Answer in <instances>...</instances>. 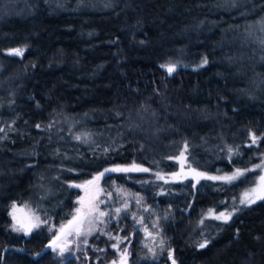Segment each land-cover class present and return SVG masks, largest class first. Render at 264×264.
Segmentation results:
<instances>
[{"label": "trees", "instance_id": "1", "mask_svg": "<svg viewBox=\"0 0 264 264\" xmlns=\"http://www.w3.org/2000/svg\"><path fill=\"white\" fill-rule=\"evenodd\" d=\"M238 1L0 0V264L58 263L42 226L29 237L12 230L14 203L31 201L57 223L76 203L69 185L129 163L173 170L185 142L186 161L205 173L257 163L264 39L242 29L264 13V0ZM16 48L22 56L7 54ZM166 63L177 66L171 75ZM249 132L262 139L252 145ZM252 177L160 187L108 173L106 184L144 196L145 222L159 215L165 244L154 260L121 216L129 264H172L168 250L176 264H264V200L228 223L192 229L204 210L230 207Z\"/></svg>", "mask_w": 264, "mask_h": 264}, {"label": "rangeland", "instance_id": "2", "mask_svg": "<svg viewBox=\"0 0 264 264\" xmlns=\"http://www.w3.org/2000/svg\"><path fill=\"white\" fill-rule=\"evenodd\" d=\"M238 1V0H236ZM239 2V1H238ZM232 3L230 2L229 5H231ZM6 13V12H5ZM242 35L244 37H247L249 35H259L260 38L263 37L264 39V13H262L261 15H259L254 21L253 23H249V24H245L244 28L242 29ZM179 158V159H177ZM175 168L173 170H169V171H165V172H159V173H155L153 174L152 172H139V171H132V172H123L127 175L128 178L130 177H134L136 178V180L133 181H141V177L145 176L146 178H148L147 182L151 183V184H155V186L159 185L160 187H162L165 184H169L171 185L172 183H176V182H181L185 179H188L192 182V184H195L196 181L194 179H192V173L189 171V169H195L198 172H202L194 167H192L190 164H188V162L186 161V156L185 157H180V154H178L175 159ZM133 163H129V164H125V165H119L116 167H129L131 166ZM183 164V171L181 169V165ZM138 167H142L141 165L136 164ZM257 165H261L260 168H256ZM115 167V168H116ZM255 168V171H250L253 172V177L251 179V181L243 186L242 188L239 189V191L237 192V194H235L233 197L230 198L229 200V206L227 208H220V209H214V208H209L206 209L202 212L201 216H200V221L197 222V224H195V226L192 227L193 230L196 229L197 226L201 227V221H203V224L206 225V227H209L211 223L213 222H222L221 220H216L213 219L211 217H208L209 211L211 210L213 215H218L220 212H229L232 211L234 207H241L243 205H241L239 202L240 200L244 197L245 192H250V190L254 187H258L259 186V177L261 175H264V152L262 154L259 155V160L257 161V163L250 165L247 169H253ZM236 171V170H235ZM235 171L232 172H217V173H205L208 176H213V177H224V176H229L232 175ZM103 172V171H102ZM101 173V172H99ZM99 173L94 174L88 178H85L83 180H81L80 182H77V185H85L87 181L93 180L94 177H96L97 175H99ZM110 172L105 173L104 176H102L100 178V180L98 181V188L94 189L93 191H99V189H103V192L99 193V199L103 200L104 203L100 204V208L102 210L111 212L113 216H115V209L116 208H121V214H120V218L119 219H112L111 223L108 225L106 231H111L112 235H119L121 237H127L125 235V224L124 222H121V216L126 214L128 216V218L130 219V223H132L134 225L135 228L139 229V232L141 234V240L139 241V245L142 249H144L149 255L148 258H151V254L148 252V248L145 247V245H148L149 247L154 248L155 253H156V258L158 257V255L160 254L159 252L162 250V248L160 247V241L164 239L162 238V236L160 235V231H161V227L156 223V220L159 219V215L158 212L155 210L153 211V216L151 217L150 220H148L147 222H145L143 214L141 212V207L139 206V204H142L144 201V196L143 195H136L134 194L133 190H124L122 187H117L111 184H106L107 182L105 181L107 174ZM122 173V172H121ZM175 174H179L174 176ZM132 174H136V175H132ZM141 174H145L143 176H141ZM158 175L160 177H163V179H158ZM131 179V178H130ZM150 179V181H149ZM167 181V182H165ZM215 182H219L222 183L223 181L221 180H212ZM224 183V182H223ZM225 184H227L225 182ZM75 191H76V197H75V205L74 207L71 209L70 214L62 221H59L57 223H54L52 221H49L47 219H49V217L51 215H48V213L41 211V208L39 207V205L35 204V203H31V201L29 202V204L31 205V207H26L28 209V211L36 216L40 215L42 217H40L41 219V225L43 227L42 231L40 233H42V235L46 238V242H49L50 240H52L55 235L58 233V229L60 228V226L62 224H66L69 220L72 219V217L76 214L75 210L79 207H81V205L79 203H77L78 200H80L81 197H85L86 193L89 192L88 190H86V188H78L75 187ZM157 193V191H155ZM109 193H111V198L109 197ZM125 204H126V210H125ZM18 205V204H16ZM20 205V204H19ZM28 206V205H27ZM148 206H146L143 203V207L142 208H147ZM150 209V208H148ZM40 211L41 214H38V211ZM152 212V209H150ZM140 211V212H139ZM11 212H12V207H11ZM208 217V218H206ZM12 218V217H11ZM107 219V217L105 218ZM46 221V223H45ZM139 221V222H138ZM153 224L156 225L155 228H153ZM98 227H104V225H98ZM47 229V230H46ZM122 229V230H121ZM36 230V228H35ZM34 230V232H36ZM88 241H89V246L85 247L82 243L78 244L77 243V238L75 237V235L73 236H69L67 238V244H68V251L65 252V254L63 256H61L59 254V249L57 248L56 251H53L52 248H50V250L54 253V255L57 258L58 263L57 264H64L68 259L72 258L76 261V263L79 264H111V262L114 259H118V255L117 252L115 250H113L111 248V245L116 243L115 240H109L108 237L106 235L101 236L99 235V233H95L92 236L88 237ZM204 241V240H203ZM201 241V242H203ZM59 243H64V241H61ZM165 244V242H164ZM127 247L129 249V239L125 240V242L123 244L120 245V248H124ZM95 249H104V251H96ZM108 252H111L112 256L108 257L109 255H107ZM85 253L87 254V257H85ZM106 257L108 259H106ZM129 257V256H128ZM155 258V259H156ZM128 264H129V259H128Z\"/></svg>", "mask_w": 264, "mask_h": 264}, {"label": "snow or ice", "instance_id": "3", "mask_svg": "<svg viewBox=\"0 0 264 264\" xmlns=\"http://www.w3.org/2000/svg\"><path fill=\"white\" fill-rule=\"evenodd\" d=\"M262 43H264V41H262ZM23 51L24 49L22 48H16L9 50L7 54L9 56H22ZM207 63H208L207 59L202 60L200 67H203ZM160 67L165 69L171 75L176 70L177 66L172 63H166L160 65ZM36 127L40 128L41 126L38 124L36 125ZM2 131L3 129H0V132ZM249 136L252 141V145H256L258 140L262 139V137H258L256 134L252 132H249ZM76 139L80 140L81 137L77 136ZM187 148L188 145L187 142H185L184 151L180 153V157H185V152H187ZM105 151H108V149H105ZM228 151L229 154H231L232 149L229 148ZM183 167L184 166L182 164L181 165L182 171H183ZM260 167L261 165L256 166V168H260ZM132 171L147 172L148 169L138 167L135 163H133L129 167L108 168L105 169L104 172L99 173V175L94 177L93 180L87 181L85 185H77V184L69 185L70 187L86 188V190H88L90 194L87 197V199L81 197L80 200L77 201V203H79L81 207L75 210L76 214L72 217L71 220L68 221L67 224H62L60 226V228L58 229V234L55 235L54 239L48 245V247L52 248L53 251H56L58 248L59 254L63 256L65 252L69 250L67 244V238L69 236L75 235L78 244L82 243L85 247H88L89 246L88 237L98 232L99 235L101 236L106 235L109 240L116 241V243L111 245V248L117 252L118 259H114L111 262V264H128L129 249L127 247L120 248V245L123 244L125 240H128V237H121L119 235L113 236L111 231H106L112 219L120 218L122 209L119 207L116 208L115 216H113L111 212L102 210L100 208V204L104 203V201L99 199V193L103 192V189H99V191H95V192L93 190L98 188V181L107 172H132ZM189 171L192 173V179H194L197 184L200 182L201 179L221 180L223 182L230 183L238 178L244 177L246 172L255 171V168L243 169V170L237 169L232 175L224 176V177L208 176L203 172H198L195 169H191V168L189 169ZM176 175L179 174L174 173V176ZM158 179H163V177H160L158 175ZM192 187H195V184H193ZM108 195L111 198V193H109ZM257 200H264V175H261L259 177V186L252 188L250 192H245L244 197L240 200L239 203L245 207H248L256 203ZM11 207H12V212H10L9 215L12 217L13 231L23 232L25 235H28L33 228L40 227L41 219L39 216H36L32 213H26L21 216H18L17 213L20 210L17 208L16 204L14 203ZM126 207L127 206L125 204V210ZM240 210L241 209L239 207H234L232 211H229L227 213L220 212L218 215H213L212 211L210 210L208 217H211L216 220H221L224 223H228L231 220L232 216L236 212H239ZM106 217L107 219H105ZM201 224H203V221H201ZM98 225H104V227H98ZM155 227L156 225L153 224V228ZM201 235H203V233H201ZM61 241H64V243H59ZM207 244H208V240L205 239L203 242L199 244V247L205 248ZM145 247L148 248V252L151 254V258L154 260L156 258V253L154 248L149 247L148 245H145ZM160 247L162 249L164 247L163 240L160 241ZM95 250L104 251V249H95ZM85 257H87L86 253H85ZM168 258L172 261V264H176V261L173 258V254L171 250H168Z\"/></svg>", "mask_w": 264, "mask_h": 264}, {"label": "water", "instance_id": "4", "mask_svg": "<svg viewBox=\"0 0 264 264\" xmlns=\"http://www.w3.org/2000/svg\"><path fill=\"white\" fill-rule=\"evenodd\" d=\"M89 194H90V193L87 192L84 198L87 199V197L89 196ZM16 206H17V208L20 210V211L17 213L18 216H21V215L26 214V213H30V212L28 211V209H27L24 205H21V204L19 205V204H18V205H16ZM67 223H68V222H67ZM67 223H66V224H67ZM29 234H30V233H29ZM29 234H28V235H29ZM57 234H58V233H57ZM57 234H56V235H57ZM28 235H26V236H28ZM53 239H54V238H53ZM53 239H52V240H53ZM52 240H50L49 242L46 243V246H47V247H48V245L52 242Z\"/></svg>", "mask_w": 264, "mask_h": 264}, {"label": "flooded vegetation", "instance_id": "5", "mask_svg": "<svg viewBox=\"0 0 264 264\" xmlns=\"http://www.w3.org/2000/svg\"><path fill=\"white\" fill-rule=\"evenodd\" d=\"M34 230H35V228L32 229V231L30 232V234L27 237H29L33 233Z\"/></svg>", "mask_w": 264, "mask_h": 264}]
</instances>
